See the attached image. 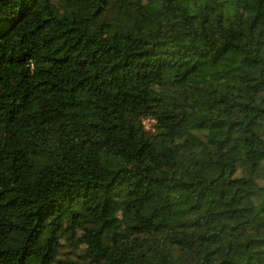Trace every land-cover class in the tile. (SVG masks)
<instances>
[{
    "label": "trees",
    "instance_id": "1",
    "mask_svg": "<svg viewBox=\"0 0 264 264\" xmlns=\"http://www.w3.org/2000/svg\"><path fill=\"white\" fill-rule=\"evenodd\" d=\"M0 264H264V0H0Z\"/></svg>",
    "mask_w": 264,
    "mask_h": 264
},
{
    "label": "rangeland",
    "instance_id": "2",
    "mask_svg": "<svg viewBox=\"0 0 264 264\" xmlns=\"http://www.w3.org/2000/svg\"><path fill=\"white\" fill-rule=\"evenodd\" d=\"M144 126L149 131H152L153 130V123L150 120H145L144 121Z\"/></svg>",
    "mask_w": 264,
    "mask_h": 264
}]
</instances>
